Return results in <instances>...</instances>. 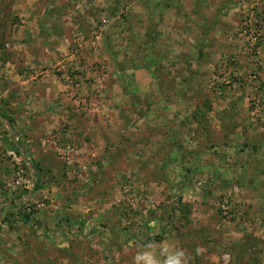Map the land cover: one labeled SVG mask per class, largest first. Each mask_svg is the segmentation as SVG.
<instances>
[{
    "label": "rangeland",
    "instance_id": "374dc122",
    "mask_svg": "<svg viewBox=\"0 0 264 264\" xmlns=\"http://www.w3.org/2000/svg\"><path fill=\"white\" fill-rule=\"evenodd\" d=\"M146 1L0 0V264H264V0Z\"/></svg>",
    "mask_w": 264,
    "mask_h": 264
},
{
    "label": "crops",
    "instance_id": "0c3cea01",
    "mask_svg": "<svg viewBox=\"0 0 264 264\" xmlns=\"http://www.w3.org/2000/svg\"><path fill=\"white\" fill-rule=\"evenodd\" d=\"M142 1H143V0H142ZM135 2H137V0H135ZM135 2H133V3L135 4ZM148 3H149V2H148V0H147V1H146V5H147ZM137 4L140 5L141 2H137ZM138 5H135V6H134V11H135V8H136L137 11H135V12H137V14L141 16V18H145V17H147V14H146V12H145V9H143V7H141V5H140V7H138ZM50 8H51V7H49V9H50ZM49 17L52 18V15L49 14ZM52 20H53V19H52Z\"/></svg>",
    "mask_w": 264,
    "mask_h": 264
},
{
    "label": "trees",
    "instance_id": "16d2710c",
    "mask_svg": "<svg viewBox=\"0 0 264 264\" xmlns=\"http://www.w3.org/2000/svg\"><path fill=\"white\" fill-rule=\"evenodd\" d=\"M34 170L37 172V171H38V168H37V167H34ZM32 186H33V188H35V189L37 188V185H36V184H33Z\"/></svg>",
    "mask_w": 264,
    "mask_h": 264
},
{
    "label": "clouds",
    "instance_id": "9594fccd",
    "mask_svg": "<svg viewBox=\"0 0 264 264\" xmlns=\"http://www.w3.org/2000/svg\"><path fill=\"white\" fill-rule=\"evenodd\" d=\"M176 264H179V262L177 261Z\"/></svg>",
    "mask_w": 264,
    "mask_h": 264
}]
</instances>
